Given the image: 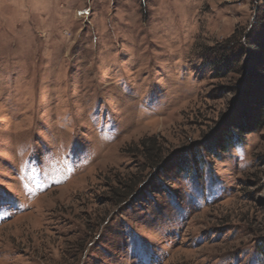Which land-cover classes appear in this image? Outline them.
Segmentation results:
<instances>
[{
    "label": "rangeland",
    "instance_id": "obj_1",
    "mask_svg": "<svg viewBox=\"0 0 264 264\" xmlns=\"http://www.w3.org/2000/svg\"><path fill=\"white\" fill-rule=\"evenodd\" d=\"M263 35L264 0H0V264H264Z\"/></svg>",
    "mask_w": 264,
    "mask_h": 264
},
{
    "label": "trees",
    "instance_id": "obj_2",
    "mask_svg": "<svg viewBox=\"0 0 264 264\" xmlns=\"http://www.w3.org/2000/svg\"><path fill=\"white\" fill-rule=\"evenodd\" d=\"M253 50H252V59H255V65L254 70L249 74V81L252 80L253 83L259 84L261 89L259 90L258 95L256 96L257 99L260 101L261 98L264 96V35L263 36H257L255 41L253 42ZM221 48V47H220ZM215 51L210 53V57H215L216 62L220 65V67H225L227 64L228 56L226 55L227 51L229 50L226 47H222V49H214ZM213 55V56H212ZM262 96V97H261ZM257 124L254 120L251 124H241V122H236L231 129L225 133V136L222 137L223 140H221L217 144L218 151L226 152L227 149L239 145L242 142V138L244 134L248 133L253 125ZM214 153V152H213Z\"/></svg>",
    "mask_w": 264,
    "mask_h": 264
},
{
    "label": "snow or ice",
    "instance_id": "obj_3",
    "mask_svg": "<svg viewBox=\"0 0 264 264\" xmlns=\"http://www.w3.org/2000/svg\"><path fill=\"white\" fill-rule=\"evenodd\" d=\"M4 193H0V199H3Z\"/></svg>",
    "mask_w": 264,
    "mask_h": 264
}]
</instances>
